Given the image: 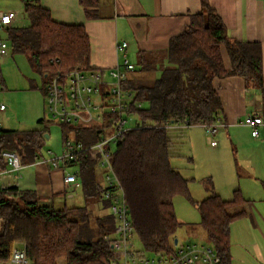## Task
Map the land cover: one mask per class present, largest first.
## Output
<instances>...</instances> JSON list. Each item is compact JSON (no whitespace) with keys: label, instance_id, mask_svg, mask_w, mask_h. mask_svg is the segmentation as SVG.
<instances>
[{"label":"trees","instance_id":"16d2710c","mask_svg":"<svg viewBox=\"0 0 264 264\" xmlns=\"http://www.w3.org/2000/svg\"><path fill=\"white\" fill-rule=\"evenodd\" d=\"M97 1L80 0L88 18L96 17ZM200 4L198 12L189 14L183 31L170 38L161 57L167 64L159 53H139L137 70H159V75L122 82V87L133 93L125 114L135 115L137 122L116 143L109 160L134 232L148 252L168 250L180 224L173 198L187 194L188 179L170 163L176 135L193 124L221 122L222 105L213 78L240 76L246 89L261 92L264 106L261 43L231 39L209 2L200 0ZM23 13L27 23L6 27V40L13 53L27 56L42 79V88L51 77L67 73L76 65L89 68L90 40L82 24L53 20L37 0L24 1ZM221 45L229 56L228 69L222 62ZM43 121L41 118L37 122ZM60 125L63 141L72 138L88 145L103 134L95 126ZM44 139L43 129L0 128V151L15 149L23 164L30 163ZM70 164L79 167L84 205L55 207L43 203L34 190L0 186V264L10 259L17 242L23 243L28 264H110L112 252L104 236L112 233L114 218L107 210L108 200L102 198L103 176L99 178L96 159L87 152L78 154ZM192 202L206 240L221 255V264H230V225L244 215L246 200L237 190L229 200L213 190ZM89 203L98 204L104 212L94 213Z\"/></svg>","mask_w":264,"mask_h":264},{"label":"crops","instance_id":"0c3cea01","mask_svg":"<svg viewBox=\"0 0 264 264\" xmlns=\"http://www.w3.org/2000/svg\"><path fill=\"white\" fill-rule=\"evenodd\" d=\"M24 1L26 0H0V12L16 13L11 25H18L16 18L20 10L23 12ZM37 1L49 10L53 20L66 24H82L85 27L90 40L89 67L93 69L106 72L117 66L121 62V55L116 45L120 41H127L126 57L135 67L128 73L127 78L157 77L159 70H137L139 53H159L158 57L161 58L170 38L182 32L189 23V14L201 9L200 0H98L96 17L88 18L80 0ZM207 1L220 16L231 39L261 43L264 77V0ZM8 26L0 30L5 31ZM2 40L7 41L6 34ZM9 50L8 44L7 52ZM7 52L0 55L3 65L10 61ZM220 54L225 69H228L230 60L222 45ZM16 56L20 63H25L29 72L27 77L34 79L26 84L33 110V118L22 124L26 125L45 115L47 103L42 79L38 82L40 75L32 69L26 55L29 65L24 56ZM130 56L133 59L130 60ZM162 61L167 64L165 59ZM0 80L6 87V80L2 76ZM212 83L222 105L220 121L223 125L218 135L224 132L213 146L216 156L213 183L221 198L232 199L234 191L237 190L240 197L246 200L243 206L244 215L234 219L230 225V264H264V126L259 127V135L253 137L251 129L242 123L243 117L250 111L256 110L264 114L262 94L258 89H246L240 76L214 77ZM5 112L6 106L0 109V128L15 129L5 117ZM23 127L18 130L29 129ZM228 143L234 145L235 153L232 148L228 149ZM222 154L225 158L221 157ZM65 174V169L53 166L38 154L33 162L23 164L19 175L11 171L1 174L0 186L16 185L20 189L34 190L43 203L53 205L57 197H63L64 205L67 200H73L76 190L80 189V185L65 184ZM15 248L22 249L23 243L17 242Z\"/></svg>","mask_w":264,"mask_h":264},{"label":"built area","instance_id":"2783aa9c","mask_svg":"<svg viewBox=\"0 0 264 264\" xmlns=\"http://www.w3.org/2000/svg\"><path fill=\"white\" fill-rule=\"evenodd\" d=\"M15 17V11L0 12V28L11 25ZM127 46V41L117 43L116 49L121 55V62L106 72L102 69L82 68L76 65L69 72L58 73L46 82L45 116L49 121L95 126L99 127L103 134L88 145L68 138L63 142L59 156L44 160L63 169L68 166L75 167L73 173H66L63 178L67 185H80L79 167L70 163L82 152L89 153L96 159V165L102 168L104 181L102 198L108 200L107 210L114 218L112 233L104 236L112 252L110 264H221V255L208 242L177 238L168 250L161 252H148L136 246L134 241L136 234L130 221L129 209L109 160L116 143L127 131L136 126H129L124 116L125 107L132 100L133 93L123 88L122 82L135 68L126 57ZM7 48V41L0 39V55H4ZM4 108L5 105L0 103V109ZM242 123L251 129L253 137H257L259 127L264 126V114L256 110L250 111L245 114ZM222 125L221 122L202 124L211 146L216 145V135ZM2 164L6 168L2 167ZM22 166L21 155L17 150L0 151V175L7 171L19 175ZM9 260L13 264L29 263L23 248H14Z\"/></svg>","mask_w":264,"mask_h":264},{"label":"rangeland","instance_id":"374dc122","mask_svg":"<svg viewBox=\"0 0 264 264\" xmlns=\"http://www.w3.org/2000/svg\"><path fill=\"white\" fill-rule=\"evenodd\" d=\"M17 23L24 25L27 20L23 16V12L20 10L17 14ZM5 31L0 30L1 40L5 38ZM10 49V47H9ZM9 62L7 64L2 63L0 56V76L6 81L4 84L0 83V103L6 106L5 117L11 122V126L15 129L24 128H38L43 129L44 134L48 135L45 137L42 143V147L39 150L40 158L47 159L56 157L61 154L63 146V133L62 126L59 122L49 121L48 118L43 114L42 123H37V119L31 123L25 124L33 117L32 110V99L30 97L29 90H26V84L33 82L32 79L27 77V68L25 63L22 64L16 58V55L22 57L25 55L22 53H13L11 49L7 52ZM13 54V55H12ZM130 60L133 59L131 56ZM27 62V59L25 57ZM27 65L28 62H27ZM37 79V78H36ZM41 80L39 78L38 82ZM46 111V109H45ZM127 124L134 126L137 122V117L133 114L124 115ZM4 117V118H5ZM5 118V119H6ZM23 121V122H20ZM220 129V128H219ZM224 132L220 135H216V139L222 137ZM175 151L170 158L171 166L179 171L181 176L188 179L187 183V194H177L173 198V210L177 220L180 222L179 227L175 232V237L179 240H190L195 242H208L205 234L199 224L200 217L196 206L193 201H200L210 194L213 190L216 192L213 183V165L216 162L215 150L208 142L206 132L202 125L193 124L188 127H184L179 135H176ZM228 149L233 150L235 153L234 145L227 144ZM50 151L51 153H48ZM230 155V151H228ZM222 158L223 154L221 155ZM22 169V168H21ZM21 169L19 172H21ZM97 174L100 179L102 168L97 166ZM75 167L68 166L65 168L66 173H73ZM104 183V181H102ZM86 203L81 189H77L75 198L73 200H67L66 204L70 205H84ZM63 205V197H57L54 203L55 207H61ZM93 209L94 213H103L100 210L98 204L89 203L88 205ZM107 211V210H106ZM136 246L141 247L137 236L134 238ZM62 263V262H61ZM4 264H13L10 260H7Z\"/></svg>","mask_w":264,"mask_h":264},{"label":"water","instance_id":"95a60500","mask_svg":"<svg viewBox=\"0 0 264 264\" xmlns=\"http://www.w3.org/2000/svg\"><path fill=\"white\" fill-rule=\"evenodd\" d=\"M46 138H48L47 134H44ZM177 238H174V241L176 242Z\"/></svg>","mask_w":264,"mask_h":264}]
</instances>
